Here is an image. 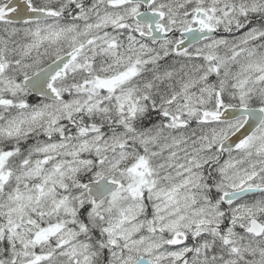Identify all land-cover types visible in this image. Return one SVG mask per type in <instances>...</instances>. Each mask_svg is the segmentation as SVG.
Segmentation results:
<instances>
[{"label":"snow or ice","instance_id":"obj_1","mask_svg":"<svg viewBox=\"0 0 264 264\" xmlns=\"http://www.w3.org/2000/svg\"><path fill=\"white\" fill-rule=\"evenodd\" d=\"M0 264H264V0H0Z\"/></svg>","mask_w":264,"mask_h":264}]
</instances>
